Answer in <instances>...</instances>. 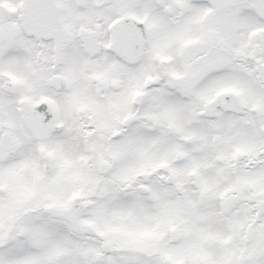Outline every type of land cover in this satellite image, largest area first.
<instances>
[{
	"label": "snow or ice",
	"instance_id": "6c2138e0",
	"mask_svg": "<svg viewBox=\"0 0 264 264\" xmlns=\"http://www.w3.org/2000/svg\"><path fill=\"white\" fill-rule=\"evenodd\" d=\"M0 264H264V0H0Z\"/></svg>",
	"mask_w": 264,
	"mask_h": 264
}]
</instances>
